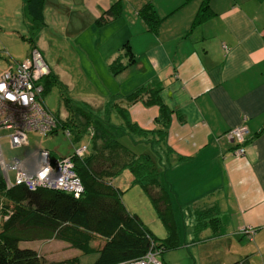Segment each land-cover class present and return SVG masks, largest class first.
<instances>
[{
    "label": "crops",
    "instance_id": "0c3cea01",
    "mask_svg": "<svg viewBox=\"0 0 264 264\" xmlns=\"http://www.w3.org/2000/svg\"><path fill=\"white\" fill-rule=\"evenodd\" d=\"M116 1L44 0L42 31L51 20L64 22L60 26L67 36H76L86 55L95 58L89 62L97 63V77L111 84L112 97L122 100L144 85L161 89L172 110L166 139L151 141L150 149L140 144L143 134L131 132L127 141L133 144L124 146L139 145V152L131 150L136 155L159 156L160 178L174 210L175 204L181 205V214L184 208L195 214L219 210L220 236L209 237V243H218L217 255L227 257L217 264L242 256L248 258L246 264H264V0H210L211 15L199 24L194 23L201 0H120V16L98 26L96 20ZM20 2L23 13L39 22ZM146 5L160 19L155 28L139 14ZM124 44L132 57L122 51ZM119 53L130 65L113 75L108 64ZM116 85L120 88L113 91ZM126 108L128 121L139 128L161 127L157 106L139 101ZM116 122L130 132L118 113ZM241 126L248 133L245 153L237 156L234 142L224 134ZM35 242L50 264L72 256H79L80 264H92L97 257L58 240ZM234 242L239 244L233 251Z\"/></svg>",
    "mask_w": 264,
    "mask_h": 264
},
{
    "label": "trees",
    "instance_id": "16d2710c",
    "mask_svg": "<svg viewBox=\"0 0 264 264\" xmlns=\"http://www.w3.org/2000/svg\"><path fill=\"white\" fill-rule=\"evenodd\" d=\"M201 1L194 24H199L211 15L210 0ZM24 4L35 21L43 22L44 0H24ZM120 14L119 0L99 16L96 24L104 25ZM139 14L151 28H155L160 21L152 5H146ZM30 40L33 41V38ZM123 50L126 56L132 57L128 44L123 45ZM122 56L119 53L108 64L113 75L121 73L130 65L124 63ZM53 77L58 85L65 87L56 76ZM139 101L146 106L158 107V121L161 123L159 129L143 130L128 121L126 107ZM110 108L120 115L130 132L148 135L151 137L148 140L157 143L166 139L172 110L163 102L160 88L145 85L138 87L122 99L120 104L113 102ZM105 110L107 112L109 108ZM81 111V114L74 113L70 122L80 134H90L92 149L88 152V148L83 146L87 152L82 156L76 153L69 156L83 186V192L78 197L58 189L39 187L30 190L25 185L7 184L0 170V264H50L49 258L37 249L20 247L21 243L35 241L58 240L80 254L94 252L97 254L94 264H119L140 259L151 249L161 254L180 246L170 193L160 178L159 156L154 152L134 154L112 135L107 118L102 120L92 113ZM54 117L57 128L51 133L57 132L59 124L62 125ZM120 127L125 129L123 124ZM231 142L235 144L234 153L239 147L245 146V143L240 145ZM49 152L53 158H57L52 151ZM166 162L170 164L169 160ZM124 169L129 171L132 183L141 185L150 199L167 231L165 239L157 240L141 218L125 207L120 189L112 183L113 178ZM221 223L219 210L212 207L197 214L195 225L200 232L211 230L217 234ZM247 260L245 257L229 264H246ZM55 263L80 264V261L79 256H72Z\"/></svg>",
    "mask_w": 264,
    "mask_h": 264
},
{
    "label": "rangeland",
    "instance_id": "374dc122",
    "mask_svg": "<svg viewBox=\"0 0 264 264\" xmlns=\"http://www.w3.org/2000/svg\"><path fill=\"white\" fill-rule=\"evenodd\" d=\"M21 5L20 0H0V70L8 68L10 64L26 61L33 47H36L50 71V74L40 80L44 88L48 83V88L41 95L42 101L47 110L56 116L62 125L59 124L57 132L47 135L37 131L28 133V145L22 147H12L9 138L3 136L1 150L5 163L10 164L14 159L25 160L38 149L52 151L57 158L73 155L83 146H86L89 152L92 149L90 134L87 132L80 134L70 122V117L74 113H82L81 109L86 114L92 113L102 120L107 118L115 139L123 145L127 144L129 136L134 134L126 132L117 124V113L110 108L113 102L120 104L122 100L117 99V96L112 97V94L108 92L111 84L97 77L96 72H101L97 68V63L89 62L95 59L93 55L91 53H88L89 56L86 55L80 46L81 41L76 36H67L66 31L60 26L64 22L51 20L45 31H42V22L31 21L28 15L23 13ZM33 31L34 34H32ZM30 38H33V41ZM53 76H56L65 87L58 85ZM119 88L120 86L116 85L112 89L118 91ZM105 108H109L110 112H106ZM67 131L70 132V136L66 135ZM7 134L9 130H0L1 136ZM145 138L146 136L142 138L140 144L148 145L151 149L153 144L150 140L147 142ZM128 144L132 145L133 142L129 141ZM138 146H128V148L133 152H139L136 148ZM9 178L13 184L15 171H9ZM112 183L120 189L121 198L127 210L138 215L157 240L165 239L167 231L154 206L142 186L132 183L129 171L126 169L120 171L113 178ZM175 207L173 212L180 246L157 254L156 260L165 264H209L208 261L217 264L220 258L226 259L225 255H217L220 248L218 243H209V237L217 239L220 232L213 234L211 231V236H208L209 231L200 232L196 229V222L189 224V219L192 221L198 213L195 214L193 210L185 211L184 209L187 208H184L181 214V205L175 204ZM228 242L223 244L228 246ZM237 244L239 243L232 244L233 251L236 250ZM20 247L41 248L40 243L36 242L21 243ZM242 258L245 257H240V260ZM95 261L96 259L92 264ZM251 263L255 264L254 261Z\"/></svg>",
    "mask_w": 264,
    "mask_h": 264
},
{
    "label": "built area",
    "instance_id": "2783aa9c",
    "mask_svg": "<svg viewBox=\"0 0 264 264\" xmlns=\"http://www.w3.org/2000/svg\"><path fill=\"white\" fill-rule=\"evenodd\" d=\"M48 73V67L36 49L30 57L20 63H13L0 70V130L9 134L0 135V170L7 184H12L9 171H15L14 184L25 185L30 190L39 187L70 192L78 197L83 192L80 179L74 171L70 158H53L49 151L38 149L25 160L14 159L6 164L1 150L3 136L9 138L14 148L28 145V133L32 131L47 135L57 127L54 115L48 112L40 101L43 86L40 80ZM248 133L245 126L230 130L226 137L238 144L245 143ZM67 136L69 132L66 133ZM86 147L76 150L82 156ZM245 153V146L235 150L237 156ZM157 251L150 250L144 257L119 264H161L156 260Z\"/></svg>",
    "mask_w": 264,
    "mask_h": 264
},
{
    "label": "bare ground",
    "instance_id": "6f19581e",
    "mask_svg": "<svg viewBox=\"0 0 264 264\" xmlns=\"http://www.w3.org/2000/svg\"><path fill=\"white\" fill-rule=\"evenodd\" d=\"M49 72H50V71H49V68H48V73L45 74L44 77L47 76V75L49 74ZM43 88H44V87H43ZM43 91H44V89H43ZM42 93H43V92H42ZM41 95H42V94H41ZM40 101H41L42 105L44 106V108L47 110V108H46L45 105L43 104L42 97H40ZM47 111H48V110H47ZM48 112H50V111H48ZM51 114H52V113H51ZM52 115H53V114H52ZM56 128H57V127H56ZM67 132H69V131H67ZM67 132H66V133H67ZM66 135H67V134H66ZM68 136H70V132H69V135H68ZM75 153H76V151H75ZM76 155H77V154H76ZM66 158H70V157L67 156ZM70 159H71V158H70ZM21 185H22V184H21Z\"/></svg>",
    "mask_w": 264,
    "mask_h": 264
}]
</instances>
